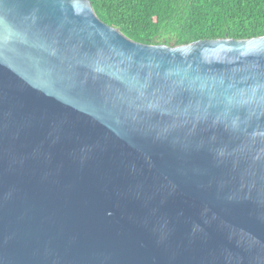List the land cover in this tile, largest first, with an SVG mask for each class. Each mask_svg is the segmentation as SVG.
I'll use <instances>...</instances> for the list:
<instances>
[{"label": "water", "instance_id": "1", "mask_svg": "<svg viewBox=\"0 0 264 264\" xmlns=\"http://www.w3.org/2000/svg\"><path fill=\"white\" fill-rule=\"evenodd\" d=\"M0 264H264V36L0 0Z\"/></svg>", "mask_w": 264, "mask_h": 264}, {"label": "trees", "instance_id": "2", "mask_svg": "<svg viewBox=\"0 0 264 264\" xmlns=\"http://www.w3.org/2000/svg\"><path fill=\"white\" fill-rule=\"evenodd\" d=\"M97 17L130 40L182 46L264 36V0H89Z\"/></svg>", "mask_w": 264, "mask_h": 264}]
</instances>
